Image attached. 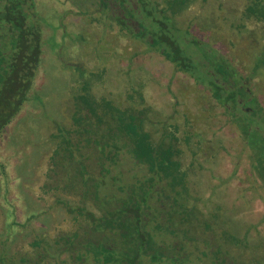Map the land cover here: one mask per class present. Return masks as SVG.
Here are the masks:
<instances>
[{
  "label": "rangeland",
  "instance_id": "rangeland-1",
  "mask_svg": "<svg viewBox=\"0 0 264 264\" xmlns=\"http://www.w3.org/2000/svg\"><path fill=\"white\" fill-rule=\"evenodd\" d=\"M250 3L225 0L209 10L200 7L180 16L182 25H191L179 31L184 53L211 47L247 76L264 50V20L247 17ZM36 12L42 54L32 86L23 100V93L12 101L2 100L0 89V117L13 113L0 128V264H21L24 258L37 264H73L70 249L61 251L62 236L91 223L68 211L63 202L85 205L97 214L100 205L93 197L83 199L68 191L76 187L70 182V169L57 173L53 156L62 140H78L75 116L89 114L93 106L98 114L106 105L132 107L133 112L150 108L144 127L154 144L163 138L167 123L166 128L179 136L192 133L190 147L183 140L177 143L183 169L199 194L196 201L189 198V204L203 211L221 206L226 218L233 219V232L239 237L249 232L254 243L264 242V186L253 170L240 127L231 120L234 113L227 115L203 84L107 19L98 11L97 0H36ZM194 37L206 45L195 46ZM250 86L264 106V71ZM16 104L20 107L15 110ZM256 123L262 126L261 119ZM121 162L124 172L113 173L131 178L134 160ZM109 185L103 186L104 192ZM38 240L43 241L40 248L34 246ZM230 250L235 255L250 253L236 243Z\"/></svg>",
  "mask_w": 264,
  "mask_h": 264
},
{
  "label": "trees",
  "instance_id": "trees-1",
  "mask_svg": "<svg viewBox=\"0 0 264 264\" xmlns=\"http://www.w3.org/2000/svg\"><path fill=\"white\" fill-rule=\"evenodd\" d=\"M224 1L97 0V7L149 50L158 52L203 84L227 115L234 113L231 120L240 127L253 170L264 186V106L250 86L252 79L264 71V50L246 76L223 53L212 51L209 46L202 48L206 42L199 38H192V43L202 48L200 53L187 54L182 47L179 31L190 23L182 25L180 16L192 14L200 7L209 10L216 2ZM250 1L245 10L247 17L264 20V0ZM41 45L36 0H0V89L5 94L2 100L9 97L12 101L21 93L22 100L26 98L41 60ZM105 108L103 114H98L93 106L89 114L75 116L78 126L74 133L78 140H62L53 156L52 169L57 173L70 169V182L78 186L68 191L83 199L93 197L100 205L97 214L85 205L72 207L63 202L68 211L78 212L91 223L62 236L65 244L61 251L70 249L73 264H264V242L254 243L249 232L244 237L233 232V219L226 218L221 206L203 211L196 204H189V198L198 199L199 194L188 180V170L183 169L179 158L182 147L177 143L183 140L190 147L192 133L179 136L172 127L166 128L167 123L163 138L154 144L151 132L144 127L150 108L135 112L132 107ZM12 116L11 112L7 117L1 115L0 128ZM259 119L262 126L256 123ZM126 159L134 160L131 178L117 175L124 172L121 161ZM67 164L70 168L65 167ZM97 168L99 175L95 174ZM114 170L118 172L114 174ZM142 172L146 174L137 176ZM133 177L135 181L130 182ZM107 184L110 192L103 190ZM233 243L245 247L249 255H235L230 250ZM42 244L38 240L34 246L40 248ZM257 251L260 252L256 256ZM21 264L37 261L24 258Z\"/></svg>",
  "mask_w": 264,
  "mask_h": 264
}]
</instances>
